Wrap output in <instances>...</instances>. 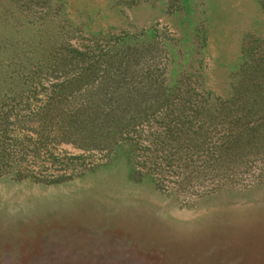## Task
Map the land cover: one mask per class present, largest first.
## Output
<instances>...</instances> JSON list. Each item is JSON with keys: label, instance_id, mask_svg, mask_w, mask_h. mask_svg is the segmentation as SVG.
I'll list each match as a JSON object with an SVG mask.
<instances>
[{"label": "rangeland", "instance_id": "1", "mask_svg": "<svg viewBox=\"0 0 264 264\" xmlns=\"http://www.w3.org/2000/svg\"><path fill=\"white\" fill-rule=\"evenodd\" d=\"M0 264H264V0H0Z\"/></svg>", "mask_w": 264, "mask_h": 264}]
</instances>
